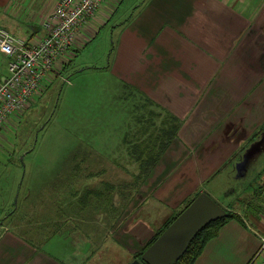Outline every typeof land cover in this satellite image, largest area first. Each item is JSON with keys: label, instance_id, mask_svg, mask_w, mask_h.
Instances as JSON below:
<instances>
[{"label": "crops", "instance_id": "1", "mask_svg": "<svg viewBox=\"0 0 264 264\" xmlns=\"http://www.w3.org/2000/svg\"><path fill=\"white\" fill-rule=\"evenodd\" d=\"M56 1L0 0V27L40 39L41 22ZM125 1L100 4L46 75L34 103L0 131L30 104L37 107L69 68L104 78L115 104L131 98L132 123L108 166L101 157L102 166L85 161L97 150L84 146L80 166L64 160L46 187L0 198V264H113L121 243L131 261L202 190L231 209L252 180L264 184V131L255 134L264 123V0H130L127 17L115 22L113 50L76 67L93 27ZM6 65L0 52L3 76ZM106 167L151 169L142 177L137 172L138 184L115 204ZM76 174L83 179L78 187ZM107 188L112 205L103 203ZM234 188V198L222 192ZM259 201L243 221L222 224L193 264H264L254 259L264 234V192Z\"/></svg>", "mask_w": 264, "mask_h": 264}, {"label": "rangeland", "instance_id": "2", "mask_svg": "<svg viewBox=\"0 0 264 264\" xmlns=\"http://www.w3.org/2000/svg\"><path fill=\"white\" fill-rule=\"evenodd\" d=\"M129 1L126 0L121 7L122 9L116 14L114 10L110 18H105L104 21L93 27L94 33L91 43L86 51L76 57L74 62L76 67L85 61L94 60V62H98L103 52L108 53V51L113 50L116 33L115 22L127 17L129 10L131 11L128 5ZM30 40L38 41L39 39L31 38ZM8 61L9 57L7 58ZM66 78L69 82L64 81ZM106 83L107 81L100 75H93L88 72L80 74L69 68L63 72L62 77L55 80L37 107L34 106L36 103L30 104L29 108H26L27 111L24 116H20L17 123L15 120L12 127L0 131V198L9 199L19 192L20 195H23L31 192L30 190L46 187V181L51 172L54 171L55 166L64 160L70 165L78 164L80 166V152L81 149L85 150L84 146L97 150L89 154L86 153L88 158L84 159L85 161H98L101 166L102 159L105 161V166H108L106 165L107 161H113L115 147L118 148L119 139L123 137L133 119L130 118L132 112L129 113L128 108L131 109V106L127 102L131 98L121 99L119 104H115V90L107 87ZM149 121L155 123L156 120ZM168 129H170V124ZM170 130L167 131L168 135ZM90 169L91 167L88 168V171ZM81 171L85 170L82 169ZM237 171L240 173V170ZM103 172L104 180L108 181L110 187L115 185V204L121 200L122 194L128 195L138 184L136 174L138 168L106 167L103 168ZM79 180L83 179L79 177V174H76L72 183L76 185ZM90 185L91 183H89ZM249 185V189L240 195V198L244 200H234L233 204L236 203L231 205L236 208V212H241L246 201L256 196L253 191L257 189L258 183L252 180ZM106 190L103 203L110 205L112 188ZM222 192L227 197L232 196L234 198L237 196L235 188L232 190L225 189ZM220 200L222 201V199ZM220 200L218 201L220 202ZM98 202L101 203V201ZM243 203L244 205H242ZM262 236L264 234L260 236L259 240ZM122 244L125 243H121L118 250L115 249L113 264H130L134 259H139L140 256H136L130 261L127 247H123ZM143 248L136 251V254ZM258 248L259 245L257 250ZM256 254L254 259L257 257ZM259 258L264 261L261 256Z\"/></svg>", "mask_w": 264, "mask_h": 264}, {"label": "built area", "instance_id": "3", "mask_svg": "<svg viewBox=\"0 0 264 264\" xmlns=\"http://www.w3.org/2000/svg\"><path fill=\"white\" fill-rule=\"evenodd\" d=\"M103 1L57 0L41 22L45 35L38 41L0 27V52L9 57L6 75L0 74V128L39 93L55 62L73 44L80 26L94 16ZM256 253L255 259H264V236Z\"/></svg>", "mask_w": 264, "mask_h": 264}, {"label": "water", "instance_id": "4", "mask_svg": "<svg viewBox=\"0 0 264 264\" xmlns=\"http://www.w3.org/2000/svg\"><path fill=\"white\" fill-rule=\"evenodd\" d=\"M226 207L207 190L199 192L130 264H173L197 232L209 222L226 216Z\"/></svg>", "mask_w": 264, "mask_h": 264}, {"label": "trees", "instance_id": "5", "mask_svg": "<svg viewBox=\"0 0 264 264\" xmlns=\"http://www.w3.org/2000/svg\"><path fill=\"white\" fill-rule=\"evenodd\" d=\"M260 131L261 132L264 131V123L259 128V131L257 133H255V134L258 135L259 133H261ZM150 169H151L150 167H141L139 169L140 177L146 175L150 171ZM254 181H256V180H254ZM262 192H264V184L262 185V184L258 183L257 189L255 191H253V193H256V196L254 195L255 198H253L251 200H247L245 205H244V203H245L244 202L242 204L244 206L242 207V211L241 212H236V208H234V207H232L231 209L229 208V209L226 210V212H227L226 216L221 217V218L216 219V220H213V221L209 222L207 225H205L203 228H201L197 232L195 237L191 240V242L189 243V245H188L187 249L185 250V252L173 264H193L195 259L201 253L205 243L210 238H212L213 236H215L217 234V232H218V230H219V228L221 227L222 224H224L227 220L233 219V218L237 219L239 221H243V219L248 217V213L249 212H256L257 206H258V204L260 202L259 201V196H260V194ZM190 200L187 201L186 205L190 202ZM238 200H240V199H238ZM243 200L244 199H241L240 201H243ZM178 213H176V214L172 215L171 217H169L164 222V224L161 226V228L155 233V236H153V238L148 242V244L138 254H136L135 256H140V254L144 251V249L149 244H151L154 241V239L173 221V219L176 217V215Z\"/></svg>", "mask_w": 264, "mask_h": 264}]
</instances>
